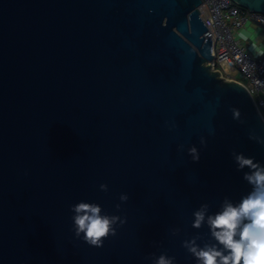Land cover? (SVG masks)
<instances>
[{"label": "water", "instance_id": "obj_1", "mask_svg": "<svg viewBox=\"0 0 264 264\" xmlns=\"http://www.w3.org/2000/svg\"><path fill=\"white\" fill-rule=\"evenodd\" d=\"M201 3L0 0V264H199L184 243H218L208 217L253 191L234 156L264 167V117L212 70ZM81 202L126 219L102 247L76 236Z\"/></svg>", "mask_w": 264, "mask_h": 264}, {"label": "clouds", "instance_id": "obj_2", "mask_svg": "<svg viewBox=\"0 0 264 264\" xmlns=\"http://www.w3.org/2000/svg\"><path fill=\"white\" fill-rule=\"evenodd\" d=\"M234 112L238 118L239 111ZM189 154L194 161H199L200 156L195 147L189 149ZM234 158L239 169H250L244 179L253 185V191L238 205L226 201L222 211L208 217L217 244L199 247L195 241L184 243V247L197 258L199 264H264V167L254 158H246L243 154H235ZM100 188L107 191L108 185L101 184ZM119 199L127 202L129 196L121 194ZM116 208L119 210L121 205L117 204ZM206 209L207 205L195 213L194 227L201 226ZM72 211L76 213L73 218L76 236L83 234L84 241L96 247H102L107 237L117 234V221L121 225L126 222V219L121 220L116 215H101V207L96 204L81 202L74 205ZM173 259L161 254L153 260V264H173Z\"/></svg>", "mask_w": 264, "mask_h": 264}, {"label": "built area", "instance_id": "obj_3", "mask_svg": "<svg viewBox=\"0 0 264 264\" xmlns=\"http://www.w3.org/2000/svg\"><path fill=\"white\" fill-rule=\"evenodd\" d=\"M198 8L207 27L204 36L212 41V70L225 80L241 82L253 97L264 92V57L249 53L237 35L248 22L264 25V14L243 8L233 0H202ZM255 101L259 108L264 104L261 99Z\"/></svg>", "mask_w": 264, "mask_h": 264}, {"label": "crops", "instance_id": "obj_4", "mask_svg": "<svg viewBox=\"0 0 264 264\" xmlns=\"http://www.w3.org/2000/svg\"><path fill=\"white\" fill-rule=\"evenodd\" d=\"M237 35L249 53L256 57H264V25L248 22L238 31ZM260 99L264 101V92L257 95L256 100L259 102ZM260 110L264 117V104L260 106Z\"/></svg>", "mask_w": 264, "mask_h": 264}, {"label": "rangeland", "instance_id": "obj_5", "mask_svg": "<svg viewBox=\"0 0 264 264\" xmlns=\"http://www.w3.org/2000/svg\"><path fill=\"white\" fill-rule=\"evenodd\" d=\"M233 73L235 74V72H233ZM239 78H240V77H239ZM240 79H242V78H240ZM254 97H255V99H256L257 95L255 94V96H254Z\"/></svg>", "mask_w": 264, "mask_h": 264}]
</instances>
